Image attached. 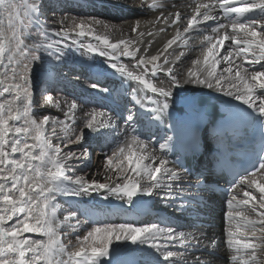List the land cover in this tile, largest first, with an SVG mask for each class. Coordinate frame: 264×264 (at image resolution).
<instances>
[{
    "label": "snow or ice",
    "instance_id": "1",
    "mask_svg": "<svg viewBox=\"0 0 264 264\" xmlns=\"http://www.w3.org/2000/svg\"><path fill=\"white\" fill-rule=\"evenodd\" d=\"M142 6L159 10V15L148 21L146 27L162 23L160 33L169 27L176 29L175 35L153 55L148 54L152 41L143 53L139 46L129 50L137 44L136 39L112 42L108 25L94 18L66 13L57 19L53 14L59 29L51 27L42 19L44 0H0V69L3 70L0 71V98L9 97L0 100V264H102L121 247L122 241L153 249L156 264H214L215 240L205 233L181 230L161 220L140 225L97 223L81 236L79 230L84 222L79 220L77 212L61 210L57 202V196L80 197L107 190L132 204L138 194L159 195L164 190L169 206L181 211L199 199L190 192V187H199L200 181L195 185L186 184L187 169L168 159L172 137H167L158 149L152 148L150 141L146 142L139 134L141 116L131 110L122 118L123 139L111 154H105V172L114 173V176L105 175L109 182L88 180L77 174L78 162L90 158V153L87 148L67 152L64 148L82 147L84 128L95 134L115 130L116 117L93 107L85 113L84 128L77 130L74 127L79 107L76 100L65 99L62 107L61 100L49 94L44 103L61 109L64 119L49 115L38 119L33 109L30 73L42 52L59 63L63 49L79 43L80 37H91L98 42L81 44L83 50L114 61L108 64L113 74L136 83L132 94L142 95L133 102L144 109V116L149 120H159L167 112L173 89L184 83H195L241 101L264 126V0H194V6L189 5L186 21H182L180 11L165 14L167 6L162 0H151V3L142 0ZM257 13L261 19H252ZM209 21L214 26L201 27ZM181 23H185L183 32ZM94 25L102 26L105 32L97 34ZM33 28L35 38L28 42ZM140 28L139 20L131 26L141 41L145 35H155L150 29L141 31ZM192 34L203 35L199 44L192 46L199 47V55L181 76L175 71V65L186 53L181 51L170 59L169 49L181 46L178 42L188 47L187 39ZM226 43L231 45L228 50ZM222 52L225 54L221 55ZM121 56L134 59L135 70L120 63ZM222 62L225 67L218 72ZM254 65H259L261 70H255ZM161 72L166 74L168 82L157 85L153 78ZM90 87L103 93L109 91L96 83ZM53 139L63 142V148L53 144ZM129 169L134 175L129 174ZM257 176L264 180V148L258 153L253 170H246L229 189L230 193L241 190L244 197L238 199L234 194L227 200L225 235L232 264H264V183L258 182ZM253 190L259 192V200ZM61 211L63 219L58 215ZM64 227L71 232H62ZM32 234L43 238L34 239ZM69 234L75 235V241L67 239ZM206 240L209 243H204Z\"/></svg>",
    "mask_w": 264,
    "mask_h": 264
},
{
    "label": "bare ground",
    "instance_id": "2",
    "mask_svg": "<svg viewBox=\"0 0 264 264\" xmlns=\"http://www.w3.org/2000/svg\"><path fill=\"white\" fill-rule=\"evenodd\" d=\"M74 2L80 6H83L81 8L83 12H80L79 14H71L72 12H69V15L84 19L94 18L95 20H99L104 24H107V31L112 42H116L119 39H136L137 44L130 46L129 50H133L136 46H139L141 53H143L145 46H147L149 41H152L151 47L148 49V54L153 55L156 54L158 49H161L164 46L167 40L171 39L175 35V27H169L167 28L166 32L160 33L158 29L162 26V23L155 25V27L150 25L146 27L148 21L155 20V17L159 15V10H149L146 6H142V0H61L62 8L66 9L67 6ZM146 2L151 3V0H146ZM162 2L167 6L165 14H167V12L180 11L182 21H186L189 18V5L194 6V0H162ZM199 2L210 1L199 0ZM51 4L58 6L57 3ZM61 10L62 9H60V11ZM214 12L216 14L222 15L219 13V10H214ZM259 19H261V17ZM137 20L141 21V31H147L150 29L155 33V35H145L141 41L137 37V33L131 31V26ZM221 22L226 21L221 20ZM55 26H57L56 29L58 30L59 25L56 24ZM184 26L185 23H181V32H183ZM212 26L214 25L211 21H209L207 25H201L202 28H210ZM94 27L97 30V34H103L105 32V29L100 25H94ZM202 39L203 35L192 34L191 37L187 39L188 47H184L183 42H178V44L181 46L178 47L177 45H174L172 49H169V53L171 54L170 59L174 58L181 51L186 53V55L182 57L181 61H177L175 65V71L180 73L181 76L186 73L188 68L192 66L191 62L199 55V47L193 48L192 46L198 45L199 41ZM88 43L96 45L98 42L91 37H82V39L79 40V43H75L76 45H71L70 48L63 49V58L60 61L73 66L74 69H77L79 72L83 73L87 79L91 81L89 85H84L80 90L82 94L88 96V101L83 102L82 99L79 100L80 97L74 99L76 102L82 101L81 103L79 102L80 109H77L78 113H76V123L74 127L77 130L84 128L85 113L93 107L111 112L113 116L116 117V127L115 130H102L100 134L90 133L87 128H84L85 139L83 141V145L82 147L75 145V149L73 151L83 150V148L86 146V143L88 145L90 140L94 141L96 139H100L101 137L106 139L105 143L109 144V148H111L113 145H115V148L116 144H118L123 139V136L121 135L124 132L122 118L127 116L128 110L137 112L141 116V120L139 122V134L141 135V138L146 142L150 141V146L152 148L158 149L159 144L165 141V139L159 140L160 132L162 130H167L173 124L182 125L184 121H187L190 116L188 104L193 102V100H195L198 95H225L222 91L209 89L201 84L184 83L181 87L173 89V95L169 98L170 108L167 110V112L159 120H149L146 116H144V109H142L140 105H137L133 102L135 98H139L142 95L138 92L135 97L133 96L132 89L137 87L136 83L133 81L122 80L119 75L113 74V70L108 67V64L114 61H109L106 57L95 53H88L81 48V44L87 45ZM230 47V43H226V50H228ZM224 54L225 52L221 53V55ZM48 60L49 64L57 63L53 59ZM119 60L120 63L128 65L130 70H135L132 68V66L136 63L134 59L128 56H121ZM243 66L246 68L249 67L248 64H244ZM224 67L225 64L222 62L217 71L219 72ZM0 71L3 70L0 69ZM30 76L31 90L33 92V109L36 117L39 119L44 115H49L52 117L57 115L60 119L61 117L64 119L61 109L51 105H45L43 102L42 97L45 98L47 95L51 94L50 92L44 94L41 97L34 93V88L38 83V75L35 72L34 74H30ZM42 76L46 77L43 79L44 81L51 80L53 78V73L46 71L43 72ZM153 82L157 85H159L161 82L167 84L168 78L165 73L161 72L158 73L155 78H153ZM91 83L98 84L99 88H104L100 86L101 84L106 85V88L109 89L108 93H103L92 89L90 87V85H92ZM69 85L70 84L67 86ZM55 88L58 87H54V89ZM148 95H151V93L149 92ZM8 98L9 97L6 95L5 97L0 98V100ZM62 98V107L63 100H73L66 95H64ZM148 123H154L155 126L160 128L155 132V134H152L151 140L146 138L148 134L146 132V127ZM165 134L167 137L170 136L167 131H165ZM101 140L102 139H100V141ZM31 142L32 141H29V143ZM54 143L59 144L60 141L53 139V144ZM64 151L67 152L70 150ZM168 159L172 161L169 155ZM104 164L105 162L101 163L97 168L89 165L88 167L86 166L87 171L82 174V176H86L88 180L95 179L101 183L109 182L105 180V175L114 176V173H106ZM79 166H81V164H79ZM129 174L134 175V173H131L130 169ZM202 179L203 178L193 180L189 177H186L185 182L189 185H195L198 180L200 183H202ZM120 182L122 183L123 181L121 180ZM262 183H264V180H262ZM190 192L196 195L200 194L202 196H206L208 194L206 187L201 184L199 187H190ZM164 197V190H162L159 195L153 194L148 196L138 194L137 197L133 198V203L128 204L126 199L122 200L117 195H113L107 190H100L91 192L89 194H84L80 197L57 196V202L60 205L61 210H69L70 208H74L75 212H81V215L89 220L88 222L90 225L88 226V229L83 227L82 230L88 231L97 223H109L110 220H114L112 223L116 224L134 222L137 225L160 223L161 220H164L169 222L170 226L179 227L181 230L194 231L197 234L205 233L207 237L215 240V244L213 245L215 251L220 253L227 252L226 235L223 231L224 223L220 220V216L224 217V211L220 210V207L217 203L215 204L216 208L213 207L212 203L208 202L204 203V205L201 207V205L195 201H192L191 205L186 211H177L174 207L169 206V203L165 201ZM65 203L70 204V206L65 205ZM150 212H154V214H150ZM63 214V211L58 213L61 219H63ZM64 230L65 227L61 229L62 232H65ZM24 235L28 236L30 234L25 233ZM32 238L37 239L43 237L32 234ZM67 239L75 241V235L73 237L69 236ZM65 243H67V240H65ZM204 243L207 244L209 241L206 240ZM120 244L121 247H119L118 250H114L110 257L105 258L104 261H102V264H105V262L109 260L111 261V264H156L154 250L148 246L132 244L130 241H122ZM214 264L230 263L222 260V258L214 257Z\"/></svg>",
    "mask_w": 264,
    "mask_h": 264
},
{
    "label": "rangeland",
    "instance_id": "3",
    "mask_svg": "<svg viewBox=\"0 0 264 264\" xmlns=\"http://www.w3.org/2000/svg\"><path fill=\"white\" fill-rule=\"evenodd\" d=\"M51 3H57L58 6L52 5ZM82 7H83L82 5L80 6L79 4L74 2V3L70 4L69 6H67L66 9H64V8H62L61 0H44L45 16L42 17V19L46 20L47 24L50 25L51 27L57 28V26H55L56 23H54L53 18H52L53 14H55V17L57 19H59L64 14H66V13L68 14L69 12L70 13L72 12L71 14H73V13L79 14L80 12H83V10L81 9ZM128 7H130V6H128ZM60 9H62V10L60 11ZM35 32H36V30L33 28L32 29L33 36L31 37L32 39L35 38ZM31 38L29 39L28 42L32 41ZM50 39H55V37H50ZM81 39H82V37L79 38V40H81ZM65 43L66 44L70 43V41H65ZM76 44L74 43L71 45L74 46ZM48 57L49 56L47 54H44L42 52L41 53V59L39 61L35 62L32 66V71L30 74H34L36 72L38 75V83H37L36 87L34 88V93L37 96L41 97L44 94L50 92L54 98L59 99L61 101H62V99H63L62 97L64 95H66L67 97L72 98V99H76V98L80 97L79 100L82 99L83 102H87L88 96L82 94L80 92V90L83 88L84 85H86V86L89 85V83L91 81L89 79H87V77L83 73L79 72L77 69H74L73 66H71L65 62L49 64L48 59H50V58H48ZM46 71H50L51 73H53V78L51 80H47V81L43 80L46 77H43L42 75H43V72H46ZM68 84H70V85L67 86ZM91 84H94V83H91ZM100 86L106 88V85L101 84ZM54 87H58V88L54 89ZM42 99L44 102L45 98L42 97ZM82 101H79V102L81 103ZM79 102H77L78 106L80 104ZM45 105H48V104H45ZM79 109H80V107H78V110ZM78 110L76 111V113H78ZM55 117H58V116L56 115ZM61 120H63L62 117H61ZM103 138L104 137L100 138V139H102L101 141H100V139H96L94 141L90 140L88 145L86 143V146L84 148L88 149V151L90 153V158H88L87 160H83L81 162H78L79 164H81V166H79L77 168V174L78 175L84 174L87 171L86 166L88 167V165L96 167V168L99 167V165L101 163L105 162V154H111V151L113 150L115 145H113L111 148H109V144L105 143L106 139L105 138L103 139ZM151 139H149V140H151ZM99 141H100V143L101 142L102 143L100 144ZM54 144H56V143H54ZM58 145L63 147V142L60 141V143ZM74 149H75V145H69L68 148H64V150H72V151ZM65 205L70 206V204H68V203H65ZM69 211H74V208H70ZM150 213L154 214V212H150ZM78 216H79V220L84 222L82 227H81V230H79V234L81 236H83L87 232V230H82L83 227H86L85 229H88V226L90 225V223L88 222L89 220L87 218H84L83 215H81V212L78 213ZM220 220L223 221V223H224L223 231L225 233L224 217L220 216ZM112 222H114V220L109 221V223H112ZM73 223H75V221H73ZM64 231H65V233L71 232V230L68 229L67 227H65ZM81 231H83V232H81ZM69 236L73 237L74 235L69 234L68 237Z\"/></svg>",
    "mask_w": 264,
    "mask_h": 264
}]
</instances>
